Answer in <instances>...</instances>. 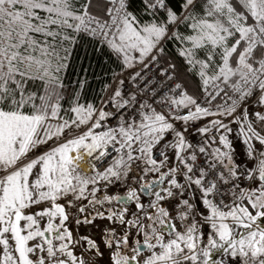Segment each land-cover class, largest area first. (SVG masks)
Here are the masks:
<instances>
[{"label":"snow or ice","instance_id":"snow-or-ice-1","mask_svg":"<svg viewBox=\"0 0 264 264\" xmlns=\"http://www.w3.org/2000/svg\"><path fill=\"white\" fill-rule=\"evenodd\" d=\"M0 264H264V0H0Z\"/></svg>","mask_w":264,"mask_h":264},{"label":"rangeland","instance_id":"rangeland-1","mask_svg":"<svg viewBox=\"0 0 264 264\" xmlns=\"http://www.w3.org/2000/svg\"><path fill=\"white\" fill-rule=\"evenodd\" d=\"M237 147H238V151H239V150H242V149H240V146H239V145H238Z\"/></svg>","mask_w":264,"mask_h":264},{"label":"bare ground","instance_id":"bare-ground-1","mask_svg":"<svg viewBox=\"0 0 264 264\" xmlns=\"http://www.w3.org/2000/svg\"><path fill=\"white\" fill-rule=\"evenodd\" d=\"M83 167V166H82Z\"/></svg>","mask_w":264,"mask_h":264}]
</instances>
